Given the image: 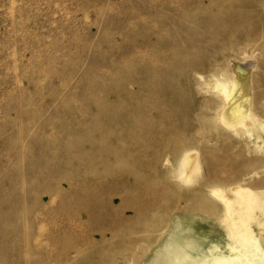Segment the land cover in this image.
Segmentation results:
<instances>
[{"label": "rangeland", "instance_id": "374dc122", "mask_svg": "<svg viewBox=\"0 0 264 264\" xmlns=\"http://www.w3.org/2000/svg\"><path fill=\"white\" fill-rule=\"evenodd\" d=\"M214 77L245 78L264 123V0H0V264H144L160 233L147 261L257 230L264 129L248 152Z\"/></svg>", "mask_w": 264, "mask_h": 264}, {"label": "bare ground", "instance_id": "6f19581e", "mask_svg": "<svg viewBox=\"0 0 264 264\" xmlns=\"http://www.w3.org/2000/svg\"><path fill=\"white\" fill-rule=\"evenodd\" d=\"M243 20L244 17L241 14L236 17V22ZM214 82L220 86L218 89L221 93L220 98L221 103L223 104L220 110L219 118L227 126L237 125L238 130H236L235 133L238 134L241 131L249 134L252 146L245 147L248 152L250 150H252V152L253 150L259 151V149L263 145V140L260 139L261 136L258 133L256 135H252L251 129L259 127H262L264 129V123L257 119L256 116L250 114L249 107L251 95L247 88L246 79L234 77L229 82V84L226 85L225 83L221 82L217 77H214ZM260 161L261 159H259V162ZM183 165L184 168L186 166L192 167L193 163L187 162V164L184 163ZM244 180L245 179H243V181ZM237 184V189L232 187L229 189V191L235 193L238 190V192H244L248 194L251 193L249 187H246V189H242V183L238 182ZM223 188L225 189L224 191L227 192V188ZM254 188L256 189L255 186ZM214 206H212L211 208L210 205H208L205 209L207 210V212L208 209H214L215 212H217L216 210L221 209L222 215L226 216L228 214V203L226 201L222 200V206H218V209H215ZM196 209H199V207H196ZM204 214L206 215L205 212ZM173 221L174 219H172V222ZM177 226L180 230H185V227H182L180 222L177 223ZM231 233L234 235H232ZM231 233L229 231L226 232L228 238L225 242L214 240L210 242V244H208L207 246H204L203 243L197 244V246L194 248V253L187 252L184 255L181 252V245H179L177 242H175V240L170 238L166 246L164 247V250L159 252V254L155 258H151V260L147 261L149 255L154 250L155 245L164 236V234L160 233L157 238H155L154 236L153 238L148 240L149 242L147 241L149 245L148 247L144 246L145 248H147V251L148 248L152 246L151 252L149 255L146 256V261H144V264H264V219H261L258 222L257 230L255 229V226L249 220H247L244 228H242L241 230H231ZM135 261L137 263V260Z\"/></svg>", "mask_w": 264, "mask_h": 264}]
</instances>
